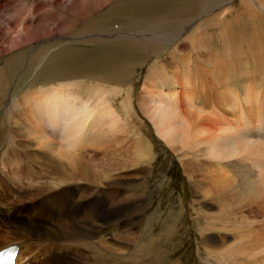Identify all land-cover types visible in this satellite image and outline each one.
I'll list each match as a JSON object with an SVG mask.
<instances>
[{
  "label": "bare ground",
  "instance_id": "6f19581e",
  "mask_svg": "<svg viewBox=\"0 0 264 264\" xmlns=\"http://www.w3.org/2000/svg\"><path fill=\"white\" fill-rule=\"evenodd\" d=\"M16 1L28 0H0V12ZM233 1L106 0L103 11L97 13V6L88 13L83 10L75 21L69 19L68 26L91 30L96 34L94 38L90 33L92 41H101L99 37H109L104 34L107 30L98 28V15L119 13L132 18L120 23L123 33L114 36L130 57L146 51L158 57L171 48L165 59L149 66L146 86L136 99L138 108L156 136L180 156L197 215L204 217L206 210L215 209L220 218L239 224L232 242H224L226 255L237 261H264V0H238L235 5ZM35 14L34 8L22 7L3 17L2 24L10 18L7 27L12 28H0V58L7 57V69L0 67V110L9 122L10 141L0 154L6 170L0 175V223L8 224L3 234L16 240L8 245L20 244V257L31 247L23 241H31L44 261L89 264L78 250L85 253L91 244L101 245V235L110 231L114 216L112 208L104 215L100 204H95L99 191L91 194L95 202L89 209L82 199L71 204L42 197L12 212L4 210V199L24 185L19 175L31 177L34 183L42 181L44 170L50 172L52 184L44 183L51 187L76 182L101 185L108 180L112 198V179L117 184L119 177L110 174L125 162L120 160L124 155L117 153L123 152L120 146L126 144L135 115L129 92L109 94L81 82L27 91L19 98L6 94L10 73L25 53L29 51L33 63L44 50L36 46L41 30ZM93 14L97 16L90 17ZM121 69L112 71L111 64L103 80L124 81L127 74ZM58 72L62 71L56 72L58 77L63 76ZM118 93L123 96L119 114L90 100ZM20 139L27 145H21ZM103 148H112L108 151L118 161L103 164ZM140 186L129 201L146 196L147 187ZM206 242L202 244L209 253Z\"/></svg>",
  "mask_w": 264,
  "mask_h": 264
},
{
  "label": "rangeland",
  "instance_id": "374dc122",
  "mask_svg": "<svg viewBox=\"0 0 264 264\" xmlns=\"http://www.w3.org/2000/svg\"><path fill=\"white\" fill-rule=\"evenodd\" d=\"M105 1L28 0L23 3L16 1L0 12V28L7 27L10 18L2 24L3 17L5 19L6 15H13L22 7L30 6L36 10V23L41 30L38 33L39 40L36 46L44 50L33 63H29V51L26 52L19 65L15 66L10 73L11 79H8L6 94L9 93L8 95L12 98H19L27 91L47 90L70 81L86 83L109 94L114 91L129 92L135 121H129L130 128L126 144L120 146L123 152L117 153V155H124L120 158L125 161L124 164L121 167L114 166L115 170L111 167L112 178L119 177L117 184L112 179V198L109 194L111 186L108 180H104L101 185L76 182L67 186L51 187L52 181L48 179L50 172L44 170L41 173L42 181L34 183L31 177L19 175V179L24 180V185L19 186L15 192L10 193L9 198L4 199L6 202L4 210L7 208L9 211L16 212L20 206L23 207L31 201L36 202L42 197L57 198L64 203L69 200L71 204L82 199L87 202L86 209H89L95 202L92 193L99 191L95 204H100L104 215L112 208L114 216H112L110 231L105 229L101 235L103 240L101 245L91 244L85 253L78 250L77 254L86 255L85 258L90 261L89 264H264V261H237L239 258L226 255L223 249L224 242L227 244L232 242L233 231L239 230V224L220 218L215 209L206 210L204 217L201 214L197 215L189 177L182 167L180 156L174 154L156 136L151 122L138 108L136 99L146 86L144 80L149 66L158 58L165 59L171 48H165L158 57L149 56L147 51L133 58L130 57L127 52L120 49L118 44L116 45L114 36L123 33L118 29V25L132 18L119 13H112V16L98 15L100 18L95 22L98 28L107 30L104 34L109 37L106 39L99 37L102 38L101 41H92L93 31L91 30L87 32L69 29V19L75 21L78 13L83 10L88 13V10L96 6L100 9L96 11L99 13L105 9L102 6ZM232 3L235 5L238 0ZM93 16L97 15H90V17ZM12 27L8 26L7 29ZM50 33L53 35L47 36ZM93 35L96 38L95 32ZM48 46L52 48L45 49ZM6 58H0V67L6 68L4 65ZM111 64L112 71L122 68L121 72L127 74L124 81L103 80L102 76L111 70H106ZM42 69L45 71L41 74ZM57 71H62L58 73L63 76L58 77ZM111 98L112 102L109 100ZM122 98V93H118L114 96H92L90 100L107 104L115 111V114H119L118 107ZM106 127L104 126L103 131ZM6 129H9V122L5 120L4 113L0 110V154L6 150L10 142ZM25 141L20 139L21 145H27ZM111 149L103 148L105 156L101 157L103 164L110 165L118 161L112 158V151H108ZM85 158L88 159V157ZM3 165L4 162L0 159V175L4 174L3 171L6 172ZM138 169H146V173L137 174ZM46 181L51 184L48 186L44 183ZM140 185L147 187L146 196L129 201V195L133 194L135 188ZM37 186L39 189L33 192ZM12 196L14 197L11 198ZM206 203L211 205L208 200ZM93 207L94 205L91 206ZM118 212L123 213L118 214ZM11 214L9 213V216ZM1 225L4 227L0 228V249L16 241L11 235L3 234L8 224L0 223ZM204 239L207 240L209 253L204 250L202 244ZM93 240L88 239L91 242ZM96 241L97 239L94 240L95 243ZM23 242L31 245L26 252L33 249L29 252V254L34 252L33 264H55L52 261H44L43 253L31 241ZM80 263L83 264V262Z\"/></svg>",
  "mask_w": 264,
  "mask_h": 264
},
{
  "label": "snow or ice",
  "instance_id": "6c2138e0",
  "mask_svg": "<svg viewBox=\"0 0 264 264\" xmlns=\"http://www.w3.org/2000/svg\"><path fill=\"white\" fill-rule=\"evenodd\" d=\"M4 254L3 253H0V257H2Z\"/></svg>",
  "mask_w": 264,
  "mask_h": 264
}]
</instances>
